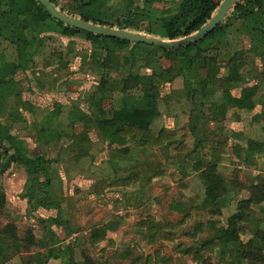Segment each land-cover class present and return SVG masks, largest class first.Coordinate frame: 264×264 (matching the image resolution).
<instances>
[{
    "label": "trees",
    "instance_id": "16d2710c",
    "mask_svg": "<svg viewBox=\"0 0 264 264\" xmlns=\"http://www.w3.org/2000/svg\"><path fill=\"white\" fill-rule=\"evenodd\" d=\"M51 1L90 22L177 39L204 25L222 0ZM157 3L168 5L159 8ZM63 36L91 43L90 53L81 55V67L96 80L85 91L87 109L77 103L71 105L66 122L59 103L52 111L34 112L33 103L23 97L18 79L20 72L33 70V81L44 89L48 76L45 68L56 64L59 70L69 69L75 54L73 41L65 48L50 46ZM1 45L5 47L0 52V177L14 161H20L27 174L21 197L31 209H56L57 215L40 218L44 224L41 238L32 229L22 235L15 220L5 222L9 200L0 185V264H8L22 253L28 255L22 264H46L53 257L45 251L63 242L53 225L64 226L69 238L79 232L62 214L54 164L68 161L83 170V161H95L98 151L89 135L92 130L102 146L111 149L107 160L110 167L127 169L105 182L108 190H150L155 179L167 175H171L176 189L183 190L189 186L187 181L194 179L198 206L207 216V222L198 223L196 231L210 234L198 239V248L177 244L180 252L205 250L207 256L194 257L200 264H264V178L257 183L239 182L222 166V161L230 158L229 141L234 139L238 166H253L261 157L264 171V0H239L207 36L172 50L76 28L56 19L38 0H0ZM67 74L56 76L54 81L67 78L62 87L50 90L69 91L71 79ZM107 101L111 105L107 106ZM259 105L260 111L254 112ZM20 110L33 112V121L24 128L29 127L34 135L39 149L36 153L31 152L26 140L12 136L13 130H19L14 114ZM231 113L238 121L242 114H252L261 135L255 138L229 129ZM164 116H174L176 127H167ZM67 137L71 142L62 146L57 157L49 154L56 140ZM157 156L161 158L157 161L164 163H148ZM171 166L176 168L172 174L167 171ZM242 192L247 195L240 197ZM170 207L189 215L183 202L173 200ZM227 208L233 212L223 222L221 216ZM144 223L153 237L174 239L166 225L154 220ZM119 226L118 220L105 223L92 229L88 239L93 246L110 242L108 234ZM82 236L61 246L63 252L56 257L60 264H102L91 251L98 247L87 253ZM236 254L238 262L228 259ZM138 261L130 264H150Z\"/></svg>",
    "mask_w": 264,
    "mask_h": 264
},
{
    "label": "rangeland",
    "instance_id": "374dc122",
    "mask_svg": "<svg viewBox=\"0 0 264 264\" xmlns=\"http://www.w3.org/2000/svg\"><path fill=\"white\" fill-rule=\"evenodd\" d=\"M156 5L161 8L167 7L168 4L157 3ZM71 40L74 43L75 54L71 55L70 68L59 70L56 64L45 68L48 76L46 83L44 82V89L33 81L35 71L28 70L23 73L20 72L18 75V79L21 81L23 97L33 103L34 110L37 108V113L40 109L52 111L59 107L57 104L59 103L63 105L62 119L65 122L67 121L66 115L68 110L72 107L71 105L77 103L85 110L87 109L85 91L89 90L96 81L91 73H86L85 69L81 67V55L86 51L90 53L91 50V43L88 40L63 36L59 41L55 40L51 42L50 46L56 49L58 47L65 48ZM4 47L5 45L0 46V52L4 50ZM10 54L8 53L7 55L10 56ZM43 61L46 62L47 60L44 59ZM257 65H261L259 59H257ZM39 67L43 68V65ZM40 68L36 69V71ZM63 73H68V76L70 75L69 91H64V89L50 90L53 87H62L61 84L67 77L61 76L57 81H54V78ZM177 85H179V82L176 83ZM235 94L238 95L239 90H236ZM106 105H111V102L107 101ZM257 109L261 108L257 106ZM232 114H230L229 118V129L243 132L245 135L255 138L261 135L258 125L252 121V114H242L240 121H234V115ZM25 115L23 114L24 118L20 117L21 120H18L16 117L14 118L16 123H24L17 124L19 125V130L23 129L22 131L20 130V134L23 136L31 134L28 136L31 139L32 133L29 131L30 128H24V126L26 123H31L34 116L30 111L26 112ZM42 116L43 114L39 118ZM163 121L167 127H176L174 116H164ZM13 132L16 133L14 130ZM89 135L92 138V144L95 145L98 151L96 152L95 161H83V170L82 166L75 168L70 166V162L68 161L54 164L55 189L58 193H61V199L63 200L62 214L65 219L70 221L73 227L79 229V232L69 238L66 236L64 226L53 225L54 231L63 242L60 246L57 244L55 248L53 247L48 251L44 250L47 255L53 257L46 264H60V261L56 257L63 252L61 246L64 243H68L71 239L73 240L77 235H83L82 241L87 253L91 249L98 247L97 249L99 250L91 251L97 255L102 264H115L117 261L130 264L136 262V260H139L138 262L149 261L150 264H153L155 261L157 264H200V261L194 257L200 259V256H207L208 253L205 250H200L194 254H184V252H180L176 247L177 244H183L184 247L198 248V239L207 237L210 234L207 231L201 233L196 231L198 223L207 222V216L198 206L197 197L199 193L194 179L190 178L187 181L188 188L186 187L183 190L180 187L176 189V183L170 178L171 175L155 179L153 181L154 185L151 184V189L149 190V187H147L146 191H142L139 187H122L116 191L108 190L104 186L105 182L126 173L127 169L120 167L114 169L110 167V161L107 160L110 157L111 149L102 146L104 144H101L94 130L90 131ZM31 140H29L30 147L33 150L32 152L36 153L39 149L35 148L36 146ZM238 141L240 142V140ZM70 142L68 137L61 141L56 140L51 146L49 154L57 157L62 146H66ZM234 143H236L234 139L229 141L230 158L222 161L223 170L225 169L229 174L232 172V175L234 174L239 182L257 183L261 181L264 178L261 157H257L256 159V164L258 162L257 166L239 167V159L233 153ZM158 159L161 158L158 156L156 158L153 157L148 163H152L153 165L164 163V161H157ZM174 170L176 168L171 166L167 171L172 174ZM26 177L25 168L20 161H14L11 168L0 177V185L3 187L9 200L7 216L4 219L5 222L11 219L15 220L17 225L21 227L22 235L26 234L27 229H32L39 239L43 236L42 233L44 231V224L40 221V218L56 216L57 210L42 207L34 210L28 207L27 200L21 197ZM96 189L101 190V192L95 191ZM246 195V192H242L240 197ZM173 200L183 202V207L190 211L189 215L187 216L181 211L172 210L170 205ZM232 212L233 209H224L221 221L225 222ZM115 220H118L120 226L117 231H112L108 234V239L111 241H103L97 246H93L88 239L90 231ZM151 220L166 225V230L173 235L174 239L166 240L160 235L153 237V232H149L144 223ZM243 237L245 239L247 236L243 235ZM125 250H129L131 253L125 254ZM76 254L80 258L81 250L79 248ZM26 259H28V255L22 253L15 256L8 264H22V261ZM228 259L238 262L239 254L228 256ZM214 261L215 259H213Z\"/></svg>",
    "mask_w": 264,
    "mask_h": 264
},
{
    "label": "water",
    "instance_id": "95a60500",
    "mask_svg": "<svg viewBox=\"0 0 264 264\" xmlns=\"http://www.w3.org/2000/svg\"><path fill=\"white\" fill-rule=\"evenodd\" d=\"M40 1L56 19L74 26L76 28L89 31L94 34L114 37L132 42H143L156 45L164 49H178L198 42L210 32H212L222 21H224L229 11L239 0H222L212 17L194 33L177 39H164L159 36L148 34L141 31L122 29L90 22L79 17L73 16L59 9L51 0Z\"/></svg>",
    "mask_w": 264,
    "mask_h": 264
},
{
    "label": "crops",
    "instance_id": "0c3cea01",
    "mask_svg": "<svg viewBox=\"0 0 264 264\" xmlns=\"http://www.w3.org/2000/svg\"><path fill=\"white\" fill-rule=\"evenodd\" d=\"M31 102V101H30ZM32 103V102H31ZM258 107H260L261 108V106L259 105ZM36 109L37 108H35V110H34V112L36 111ZM256 111H260V109H256ZM255 111V112H256ZM26 112H29V111H26V110H20L19 112H17V113H15L14 114V117H16L18 120H21L20 119V117H23L24 118V116H26L25 114H26ZM31 113V112H30ZM23 114H24V116H23ZM31 114H33V112L31 113ZM16 121V120H15ZM24 121H26V122H29V121H27V120H24ZM234 121H238V120H234ZM240 121V120H239ZM17 124H24V123H17ZM14 131H16V133L15 132H13V134H12V136L14 137V140H19V139H24V140H26L27 141V143H28V146H29V148H30V150H31V152L33 151L32 149H31V147H30V144H29V140H31V142H33L34 144H35V148H37V145H36V142H35V140H34V135L32 134V138L30 139V138H28V136L29 135H31V134H27V135H25V136H23L22 134H20V130H17V129H15ZM22 131V130H21ZM36 152H38V151H36ZM33 153V152H32ZM18 161V160H17ZM257 164H258V162H257ZM257 164H255L256 166H257ZM254 166V165H253ZM253 169H257V168H253ZM27 175V174H26ZM25 182H26V180H25Z\"/></svg>",
    "mask_w": 264,
    "mask_h": 264
}]
</instances>
